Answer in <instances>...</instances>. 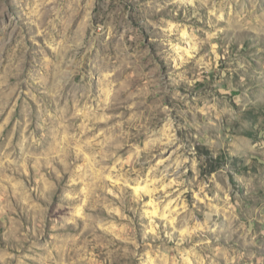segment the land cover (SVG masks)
<instances>
[{
    "label": "rangeland",
    "instance_id": "rangeland-1",
    "mask_svg": "<svg viewBox=\"0 0 264 264\" xmlns=\"http://www.w3.org/2000/svg\"><path fill=\"white\" fill-rule=\"evenodd\" d=\"M0 264H264V0H0Z\"/></svg>",
    "mask_w": 264,
    "mask_h": 264
},
{
    "label": "bare ground",
    "instance_id": "bare-ground-1",
    "mask_svg": "<svg viewBox=\"0 0 264 264\" xmlns=\"http://www.w3.org/2000/svg\"><path fill=\"white\" fill-rule=\"evenodd\" d=\"M42 23L43 24H47V25H50V23L47 21V17L46 18H44L43 20H42ZM73 99V98H72ZM76 100H77V98H76ZM77 102V101H76ZM75 102V103H76Z\"/></svg>",
    "mask_w": 264,
    "mask_h": 264
}]
</instances>
